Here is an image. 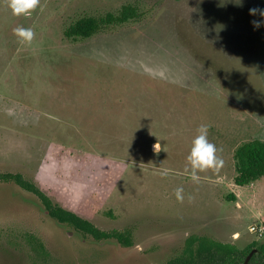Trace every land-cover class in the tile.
<instances>
[{"label":"rangeland","instance_id":"rangeland-1","mask_svg":"<svg viewBox=\"0 0 264 264\" xmlns=\"http://www.w3.org/2000/svg\"><path fill=\"white\" fill-rule=\"evenodd\" d=\"M135 2L140 22L84 41L64 34L83 16ZM256 7L264 0H40L14 16L0 0V174L21 175L134 244L65 229L37 196L0 181V264H33L30 236L50 264H167L191 238L236 250L264 238L250 231L264 227V178L235 184L237 150L264 142ZM21 26L33 30L30 44L14 34ZM201 124L223 164L193 177L186 158Z\"/></svg>","mask_w":264,"mask_h":264},{"label":"trees","instance_id":"trees-1","mask_svg":"<svg viewBox=\"0 0 264 264\" xmlns=\"http://www.w3.org/2000/svg\"><path fill=\"white\" fill-rule=\"evenodd\" d=\"M145 17L146 12L139 2L128 3L123 5L117 12H108L100 16H83L69 25L64 34L69 40L84 41L99 33L140 22ZM236 160L237 176L235 177V184L237 186L245 187L264 178V142L255 140L243 144L237 150ZM0 181L14 182L24 191L37 196L46 209V214L69 229L92 236L98 242L116 239L124 247L133 245L131 235L116 234L113 237L109 233L100 231L91 222L54 203L39 187L25 180L21 175L0 174ZM229 198L233 201L237 200L234 195ZM28 242L34 253L33 264H50V254L43 243L33 236L28 237ZM232 256H237V250L234 247L212 242L203 237L189 239L178 259L201 260L203 258L215 259Z\"/></svg>","mask_w":264,"mask_h":264},{"label":"clouds","instance_id":"clouds-1","mask_svg":"<svg viewBox=\"0 0 264 264\" xmlns=\"http://www.w3.org/2000/svg\"><path fill=\"white\" fill-rule=\"evenodd\" d=\"M8 7L12 10L14 16H30L40 5V0H7ZM250 15H259L261 19L251 21L254 29L264 26V8H252ZM21 44H30L34 39V32L31 28L17 27L13 30ZM208 126L201 124L197 129V135L192 141L190 154L187 156V162L193 177L197 172H204L209 169L219 168L223 161L217 155L215 144L208 139ZM155 150L159 151V144L155 145ZM183 187L175 189V196L178 201H183Z\"/></svg>","mask_w":264,"mask_h":264},{"label":"flooded vegetation","instance_id":"flooded-vegetation-1","mask_svg":"<svg viewBox=\"0 0 264 264\" xmlns=\"http://www.w3.org/2000/svg\"><path fill=\"white\" fill-rule=\"evenodd\" d=\"M69 235L71 234L69 233ZM235 257L236 256L225 258L218 257L215 259L203 258L201 260L177 258L168 262L167 264H264V238L261 237L257 241H252L244 247H241L237 244V262Z\"/></svg>","mask_w":264,"mask_h":264},{"label":"water","instance_id":"water-1","mask_svg":"<svg viewBox=\"0 0 264 264\" xmlns=\"http://www.w3.org/2000/svg\"><path fill=\"white\" fill-rule=\"evenodd\" d=\"M44 208V207H43ZM42 210H44V212H46V209L44 208V209H42ZM57 223H59V222H57ZM59 225H64V224H61V223H59ZM65 226V225H64ZM65 229H68V227L67 226H65ZM110 241V240H109ZM105 242H108V241H105ZM119 243V242H118ZM120 244V243H119ZM125 260V259H124ZM124 260H120V261H118V260H116V259H113V260H109V261H107L106 262V264H117V262H122V263H119V264H126V263H123V261ZM249 260V259H248ZM132 263H127V264H137V262L136 261H131Z\"/></svg>","mask_w":264,"mask_h":264},{"label":"built area","instance_id":"built-area-1","mask_svg":"<svg viewBox=\"0 0 264 264\" xmlns=\"http://www.w3.org/2000/svg\"><path fill=\"white\" fill-rule=\"evenodd\" d=\"M250 231L253 232V233L259 232V234L263 235L264 227L259 228V227H256V226H252L250 228Z\"/></svg>","mask_w":264,"mask_h":264}]
</instances>
